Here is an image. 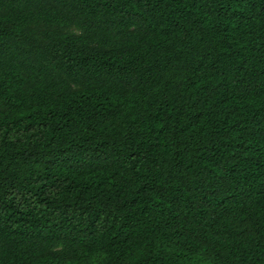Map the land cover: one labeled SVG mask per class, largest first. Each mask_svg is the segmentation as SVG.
Returning a JSON list of instances; mask_svg holds the SVG:
<instances>
[{
    "label": "trees",
    "instance_id": "16d2710c",
    "mask_svg": "<svg viewBox=\"0 0 264 264\" xmlns=\"http://www.w3.org/2000/svg\"><path fill=\"white\" fill-rule=\"evenodd\" d=\"M0 264H264V0H0Z\"/></svg>",
    "mask_w": 264,
    "mask_h": 264
}]
</instances>
